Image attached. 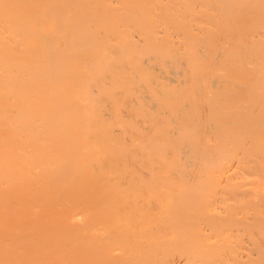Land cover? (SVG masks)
Segmentation results:
<instances>
[{"label": "bare ground", "instance_id": "6f19581e", "mask_svg": "<svg viewBox=\"0 0 264 264\" xmlns=\"http://www.w3.org/2000/svg\"><path fill=\"white\" fill-rule=\"evenodd\" d=\"M0 264H264V0H0Z\"/></svg>", "mask_w": 264, "mask_h": 264}]
</instances>
